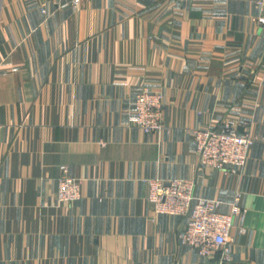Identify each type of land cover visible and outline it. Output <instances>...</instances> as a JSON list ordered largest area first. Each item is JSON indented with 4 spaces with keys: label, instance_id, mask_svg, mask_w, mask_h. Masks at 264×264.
I'll return each instance as SVG.
<instances>
[{
    "label": "crops",
    "instance_id": "crops-1",
    "mask_svg": "<svg viewBox=\"0 0 264 264\" xmlns=\"http://www.w3.org/2000/svg\"><path fill=\"white\" fill-rule=\"evenodd\" d=\"M257 0H0V264H219L155 213L147 179L193 178L242 217L222 264H264V27ZM42 7L46 12H42ZM164 94V127L124 113ZM259 140L245 166L204 165L194 130ZM65 168L82 196L56 201Z\"/></svg>",
    "mask_w": 264,
    "mask_h": 264
},
{
    "label": "built area",
    "instance_id": "built-area-1",
    "mask_svg": "<svg viewBox=\"0 0 264 264\" xmlns=\"http://www.w3.org/2000/svg\"><path fill=\"white\" fill-rule=\"evenodd\" d=\"M75 0H58L63 7ZM258 24L264 27V0H257ZM42 12L46 9L42 7ZM164 94L161 90L144 88L135 96L132 105L124 113L129 124L145 132H152L164 127ZM196 153L200 162L225 171L241 170L248 159L251 145L259 140L248 129L237 131L235 118H227L221 128L204 127L194 130ZM56 201L58 204L72 202L81 198L82 184L77 177L69 175L65 168L57 179ZM147 199L155 213L186 215L188 224L180 234L182 242L194 247L206 258L219 255V264L228 259V241L230 229L235 217H242L244 209L239 205V194L231 202L230 212L218 209L220 201L198 196L195 193L196 181L193 178L174 177L147 179Z\"/></svg>",
    "mask_w": 264,
    "mask_h": 264
}]
</instances>
